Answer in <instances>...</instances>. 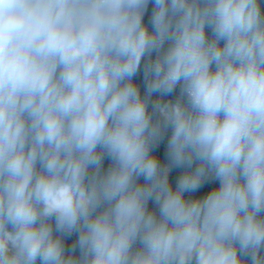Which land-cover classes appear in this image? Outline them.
Returning <instances> with one entry per match:
<instances>
[{
	"label": "clouds",
	"instance_id": "obj_1",
	"mask_svg": "<svg viewBox=\"0 0 264 264\" xmlns=\"http://www.w3.org/2000/svg\"><path fill=\"white\" fill-rule=\"evenodd\" d=\"M0 264H264V0H0Z\"/></svg>",
	"mask_w": 264,
	"mask_h": 264
}]
</instances>
